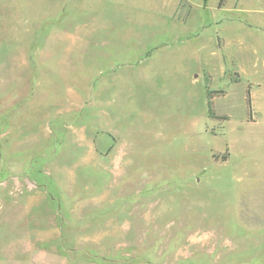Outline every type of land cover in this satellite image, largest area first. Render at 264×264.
<instances>
[{"label": "rangeland", "instance_id": "374dc122", "mask_svg": "<svg viewBox=\"0 0 264 264\" xmlns=\"http://www.w3.org/2000/svg\"><path fill=\"white\" fill-rule=\"evenodd\" d=\"M262 67L264 0H0V264H264Z\"/></svg>", "mask_w": 264, "mask_h": 264}, {"label": "trees", "instance_id": "16d2710c", "mask_svg": "<svg viewBox=\"0 0 264 264\" xmlns=\"http://www.w3.org/2000/svg\"><path fill=\"white\" fill-rule=\"evenodd\" d=\"M204 2L206 1V0H203ZM210 95V93H208V115H209V117H211V118H213V119H218V117L217 116H215V112H214V107H213V104H212V102H211V97L209 96ZM245 102H246V109H247V112H248V115L250 116L251 115V112H252V108H251V100H250V93H249V90H247V92H246V100H245ZM222 119H227V118H222Z\"/></svg>", "mask_w": 264, "mask_h": 264}, {"label": "crops", "instance_id": "0c3cea01", "mask_svg": "<svg viewBox=\"0 0 264 264\" xmlns=\"http://www.w3.org/2000/svg\"><path fill=\"white\" fill-rule=\"evenodd\" d=\"M239 7H241V4H239ZM254 62H257V60L255 59L254 60ZM252 65V64H251ZM255 67V66H254ZM259 74H261L262 75V77L264 78V67H262V73H259ZM262 77H261V79L260 80H263V81H260V80H258L257 82V87H260V86H264V79H262ZM252 107H253V101H252ZM252 111H253V113H254V115H256L257 114V112L255 111V109L254 108H252ZM256 118V117H255ZM256 121V119H254V121L253 122H255Z\"/></svg>", "mask_w": 264, "mask_h": 264}]
</instances>
